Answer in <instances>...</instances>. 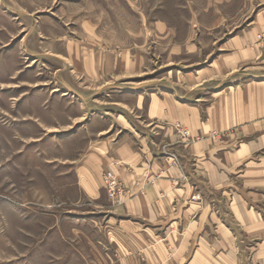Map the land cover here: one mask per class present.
<instances>
[{
    "label": "rangeland",
    "instance_id": "1",
    "mask_svg": "<svg viewBox=\"0 0 264 264\" xmlns=\"http://www.w3.org/2000/svg\"><path fill=\"white\" fill-rule=\"evenodd\" d=\"M262 76L264 0H0V264H174L176 233L114 211L132 194L112 169L86 193L85 161L142 141L181 170L156 132L194 138L152 105L172 90L207 105Z\"/></svg>",
    "mask_w": 264,
    "mask_h": 264
},
{
    "label": "crops",
    "instance_id": "2",
    "mask_svg": "<svg viewBox=\"0 0 264 264\" xmlns=\"http://www.w3.org/2000/svg\"><path fill=\"white\" fill-rule=\"evenodd\" d=\"M192 18L200 16L195 13ZM228 65L219 57L209 71ZM123 66L119 75H126L125 62ZM201 72L193 77L199 82L182 77L183 83L188 82L184 95L207 81V72ZM240 85L209 91L214 100L207 105H191L175 90L168 91L155 108L152 105L149 116L159 120L164 115L167 124H182L194 138L186 147L171 127L160 126L156 132L159 141L179 154L181 170L169 166L172 159L160 160L141 141L140 148L117 145L103 155H91L85 161L91 174L84 168L79 175L85 192L97 196L99 171L117 172L132 195L114 211L157 230L164 227L165 234L176 233L174 264H264V76Z\"/></svg>",
    "mask_w": 264,
    "mask_h": 264
},
{
    "label": "bare ground",
    "instance_id": "3",
    "mask_svg": "<svg viewBox=\"0 0 264 264\" xmlns=\"http://www.w3.org/2000/svg\"><path fill=\"white\" fill-rule=\"evenodd\" d=\"M262 86V85H261Z\"/></svg>",
    "mask_w": 264,
    "mask_h": 264
},
{
    "label": "built area",
    "instance_id": "4",
    "mask_svg": "<svg viewBox=\"0 0 264 264\" xmlns=\"http://www.w3.org/2000/svg\"><path fill=\"white\" fill-rule=\"evenodd\" d=\"M111 187V186H110Z\"/></svg>",
    "mask_w": 264,
    "mask_h": 264
}]
</instances>
